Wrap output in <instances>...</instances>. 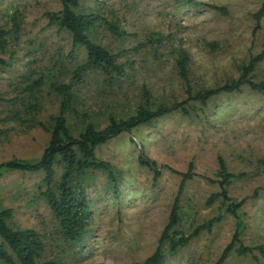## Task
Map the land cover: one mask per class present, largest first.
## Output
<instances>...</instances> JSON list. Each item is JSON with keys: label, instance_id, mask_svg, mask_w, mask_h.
Returning a JSON list of instances; mask_svg holds the SVG:
<instances>
[{"label": "rangeland", "instance_id": "rangeland-1", "mask_svg": "<svg viewBox=\"0 0 264 264\" xmlns=\"http://www.w3.org/2000/svg\"><path fill=\"white\" fill-rule=\"evenodd\" d=\"M194 1L202 7L177 0H81L82 11L97 13L124 32L119 37L100 24L93 36L119 55L125 73L111 86L101 73H86L82 83L74 84L79 114H87L97 128H104L109 114L125 118L143 103V88L154 106L185 102V85L176 65L182 51L189 57V84L195 93L238 79L240 67L264 48V16L259 28L254 19L264 0ZM60 9L58 0H0V28L9 31L12 16L21 26L18 40L0 53L10 64L0 68V130L5 132L0 138V164L14 159L36 161L49 142L50 134L37 123L10 119L9 113L23 106L26 84L59 75L68 82L85 58L83 51L71 54L67 34L49 25L46 14ZM154 39L162 41L155 48L148 45L135 51ZM251 78L264 81V58ZM42 89L46 96L52 95L47 86ZM42 104L38 120L51 126L58 102L50 96ZM190 105L195 112L189 118L171 113L96 149L97 158L118 170L121 183L114 196L113 184L105 174L94 172L86 181L85 195L92 211L82 242L67 245L58 240L54 218L38 196L40 173L0 176V211L11 210L9 225L13 228L33 229L44 236L48 261L137 264L158 245L178 194L181 177L175 172L191 170L194 174L180 196L179 231L190 234L218 216L219 200L207 204L218 187L206 178L215 179L220 157L230 173L242 174L228 188L229 197L242 202L239 220L224 214L210 231H200L163 264H216L232 240L237 221L242 224L243 246L264 247V93L243 87L239 93L213 98L206 106ZM80 121L69 119L75 134ZM140 151L160 168L157 180L139 165ZM222 264H264V257L256 251L243 256L232 251Z\"/></svg>", "mask_w": 264, "mask_h": 264}, {"label": "trees", "instance_id": "trees-1", "mask_svg": "<svg viewBox=\"0 0 264 264\" xmlns=\"http://www.w3.org/2000/svg\"><path fill=\"white\" fill-rule=\"evenodd\" d=\"M58 1L61 9L46 14L48 23L60 32L67 34L70 40L71 54L75 51H83L85 58L72 71V78L68 82L62 80L61 75L55 79L42 76L32 83L26 84L22 89L27 96L24 98L20 110H13L9 113L10 119L17 120L22 124L29 120L37 123L50 134L49 142L36 161L14 159L1 163L0 176L7 172L42 174L43 179L40 181L37 190L38 196L46 203L54 218L55 226L58 227V240L63 244L75 245L85 239L90 226L92 205L85 195L86 181L94 172L105 174L109 182L113 184L114 196H117L116 193L121 183L118 179V170L110 163L97 158L96 149L121 133L131 134L135 129L146 126L171 113H180L189 118L195 112L190 105L191 102L206 106L213 98L221 94L239 93L243 87H247L252 92L264 93V81L255 82L251 78L255 68L264 58V48L257 56L251 55L248 63L240 67L238 79L227 81L220 87L196 93L189 84V57L185 52H179L176 61L177 74L185 85L187 96L185 102L174 103L171 106H154L150 102L149 92L143 88V103L137 104L127 117L121 118L109 114L106 127L97 128L87 114H79L77 111L78 93L74 84L82 83L86 73H101L110 86L124 75L125 65L118 61L119 55L98 44L93 36L94 30L100 24H103L108 31L116 36L120 37L124 35V32H121L97 13L82 11L81 0ZM177 1L194 7H202L203 5L194 0ZM208 7L219 12H225L224 8ZM263 16L264 6L254 15L256 28H259ZM11 20H13V25L9 31L0 28V53L7 52L10 42L18 40L21 26L19 27V23L16 22L15 16H12ZM161 41V39L150 40L146 44L144 43L145 45L137 46L135 51L137 52L148 45L155 48V44H160ZM8 67H10L9 62L0 58V68ZM43 86H47L52 95L46 96L42 89ZM50 96L57 100L58 111L56 115L51 117V126H46L38 120V116L43 108V99ZM69 119L81 120L77 134H75L76 131L73 130V126L69 125ZM4 135L5 132L0 130V138ZM138 163L153 174L154 180L160 177L161 171L157 163L147 157L143 151L139 152ZM217 163L218 170L215 179L206 178V180L218 187V192L211 195L207 200L208 205L219 200L220 212L218 216L211 219L207 224L194 229L190 234L179 231L182 222L179 205L180 196L186 183L193 179L194 174L191 170L186 173L175 172L181 177L178 194L158 240V245L146 260L137 264H163L167 257L175 256L182 248L186 247L200 231H210L211 227L218 223L224 214H230L238 219L242 202L236 203L235 200L231 199L228 195V188L235 180L241 178L242 174L230 173L224 160L220 157L217 159ZM11 214V210L0 211V264H60L55 260L48 261L45 259L47 248L44 244V236L33 229H18L9 225ZM237 223L230 244L224 249L216 264H222L232 251L241 256L256 251L264 257L263 246L251 249L241 244L242 224L240 221Z\"/></svg>", "mask_w": 264, "mask_h": 264}]
</instances>
